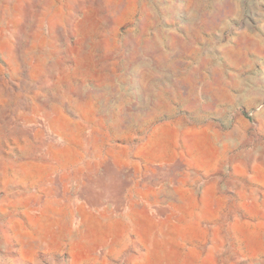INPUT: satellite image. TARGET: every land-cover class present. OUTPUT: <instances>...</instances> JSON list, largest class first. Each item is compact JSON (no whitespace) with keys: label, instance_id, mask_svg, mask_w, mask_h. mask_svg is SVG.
<instances>
[{"label":"rangeland","instance_id":"obj_1","mask_svg":"<svg viewBox=\"0 0 264 264\" xmlns=\"http://www.w3.org/2000/svg\"><path fill=\"white\" fill-rule=\"evenodd\" d=\"M0 264H264V0H0Z\"/></svg>","mask_w":264,"mask_h":264}]
</instances>
